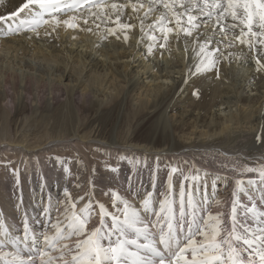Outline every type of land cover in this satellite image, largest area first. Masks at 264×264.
I'll return each mask as SVG.
<instances>
[{"label": "bare ground", "instance_id": "obj_1", "mask_svg": "<svg viewBox=\"0 0 264 264\" xmlns=\"http://www.w3.org/2000/svg\"><path fill=\"white\" fill-rule=\"evenodd\" d=\"M27 2L0 0V20L26 19L27 9H20ZM113 3L125 7L113 10ZM149 3L113 0L54 13L75 28L53 22L55 30L44 25L8 36L0 30V261L19 260L2 235L16 232L24 218L33 227L23 226L16 235L28 246L41 223L50 231L47 237L57 235V225L67 236L73 212L85 223L96 208L89 221L100 219L106 228L113 217L123 226L125 213H136L134 228L148 229L137 236L138 243L157 242L159 235H148L158 232L151 228L153 219L157 223L169 207L181 208L177 184L186 196L183 209L204 208L215 215L230 203L239 221L247 205L255 211L247 213L250 224L264 227V45L253 40L249 48L232 32L225 39L215 17H205L191 36L168 33L165 43L158 20L166 10L155 0L149 11ZM40 194L43 200L35 202ZM197 197L201 203L191 201ZM113 200L125 203L122 213L110 208ZM61 205L60 217L51 223L53 209ZM134 228L127 227L129 238L136 237ZM45 248L50 247L45 243ZM133 253L151 259L147 250ZM40 257L48 264L50 256Z\"/></svg>", "mask_w": 264, "mask_h": 264}, {"label": "snow or ice", "instance_id": "obj_2", "mask_svg": "<svg viewBox=\"0 0 264 264\" xmlns=\"http://www.w3.org/2000/svg\"><path fill=\"white\" fill-rule=\"evenodd\" d=\"M63 2L64 0H28L20 9V12L27 9V19H20V27L27 23L33 32L38 26L44 25L53 27L55 30L53 22L55 26L63 23L69 28L78 27L69 20L60 21L54 15V13L64 11V8L61 7ZM161 3L166 12L159 17L158 30L163 34L165 43L168 39V33L175 32L176 35H179L183 32L186 36H191L193 30L201 26L200 22L205 17L208 19L215 17V23L220 27L225 39L228 32H232L235 40L241 44H247L249 48L254 46L253 40L264 45V0H172L171 3L169 0H161ZM154 4L155 0H150L149 11L153 10ZM76 6L75 2L66 5L70 9ZM93 6L103 7V0ZM124 7L123 4H111V8L117 11H122ZM131 7L134 11L137 10L136 4L131 5ZM139 7H143V4H140ZM46 17L51 19H46ZM108 18H110V14L106 17V19ZM118 20L119 16H117ZM84 22L87 23L86 20ZM169 23H174V28L167 27L166 25ZM121 26L131 27L130 25ZM153 27L155 28L156 25ZM229 46H231V42ZM200 51L204 52V47H201ZM256 62L260 65L259 59ZM262 175H264V170H262ZM240 183L237 181L238 186ZM180 195L181 209H183L184 193ZM149 203L150 199L144 202L145 210H148ZM168 203L167 199L161 203L160 210L162 212L165 211ZM89 208H91V204L86 206L84 212L87 213ZM100 208L103 210V205H100ZM168 210L171 211L170 207ZM222 215V213L218 215L209 213L207 219L201 222L202 226L198 227L194 233H190L183 243L177 241L169 220L168 231L165 232L161 229L158 242L139 244L133 238H117L114 243L105 247L100 243V228H97L87 234V238L78 241L75 250L67 245L57 249L56 243L58 241L73 235L81 236L85 233L84 224L77 222L78 217L73 212L67 225V236L57 225V235L55 237L46 236L44 239L48 247L61 252L59 259L63 261V264H264V229L259 232H252L242 222H239L241 231L238 232L235 207L232 209L230 227H221L223 221L220 218ZM113 220L115 221L113 227L123 236L126 234L125 227H135L138 215L132 213L129 217L126 212L125 220L122 222L124 226H120L121 222L117 217H113ZM157 243L163 246V250L157 247ZM127 245H137V247L145 249L157 257L158 260L146 261L139 253L129 251ZM65 250H67V255L71 256V260L65 259ZM41 264H44L43 260ZM48 264H52L51 258Z\"/></svg>", "mask_w": 264, "mask_h": 264}, {"label": "rangeland", "instance_id": "obj_3", "mask_svg": "<svg viewBox=\"0 0 264 264\" xmlns=\"http://www.w3.org/2000/svg\"><path fill=\"white\" fill-rule=\"evenodd\" d=\"M84 10H87V9H84ZM84 10H80V12L81 11H84ZM20 19H25V18H20V16H15V17H9V18H3V19H1L0 20V30H3V31H5V35H13L14 33H16V32H18V31H28V30H30L31 29V27H30V25L29 24H27V23H25V25H23V27H20V25H19V21H20ZM27 19V18H26ZM204 21H206V19L204 18L203 19V22ZM111 24V23H110ZM129 25V24H128ZM108 27H113L114 25L113 24H111V25H107ZM158 61V60H157ZM162 63H163V65H164V67L166 66L167 67V60H162ZM134 69H136V68H134ZM157 76H158V73L156 74ZM150 79V78H149ZM149 79H147V80H145L146 82H148L149 81ZM186 96V92L184 93V92H181L180 94H179V97L178 98H180V99H183L184 97ZM128 152V151H127ZM195 169H197V170H199V169H202V168H198V166H196L195 167ZM182 174V172H181V169H180V171H179V173H178V175L180 176ZM179 176H177L176 177V179H175V182H176V184L178 183V181H177V179H181V177L179 178ZM162 184V182L160 181V180H157L156 181V183H155V186H160ZM177 186V188L175 187L174 189L176 190H174L175 191V193H176V197H175V201L176 202H179V198H178V194H180V193H183L182 191H180L179 190V187H178V184L176 185ZM145 189V188H144ZM238 189H240L238 186H237V190ZM229 190V189H228ZM158 191L159 192H161L159 189H158ZM224 191H226V190H224ZM51 192H52V190L50 191V193H49V196L51 197ZM162 193V192H161ZM220 194V196H224L225 194H222V192L221 193H218L217 195H219ZM18 195H19V191H18V194L16 195V197H18ZM58 194H55L54 196H53V198H55L56 196H57ZM226 195H227V193H226ZM15 197V198H16ZM43 198H44V196L42 195V194H40L38 197H37V199H36V201L35 202H38L40 199L41 200H43ZM4 199V198H3ZM183 200L185 201V203H186V196L184 195V197H183ZM114 201V200H113ZM191 201H193V202H196V203H201L202 202V197H197V198H193ZM210 201H211V199H210ZM231 201V200H230ZM52 202H53V199H52V197H51V201H50V205L52 204ZM115 202H117V201H114V204L111 202V205H109L110 206V208H113V212H115L116 214H119V213H122L123 211L121 210V209H123V208H126V205H125V203H122V204H118V202L117 203H115ZM74 206H76V207H80V205L78 204V203H76V204H74ZM96 208V207H95ZM229 208H230V203H228V205H227V208H226V205L225 204H223V208H221L220 210H219V214H223L222 216H221V221H223V223L221 224V227H224L226 224H227V213L229 212ZM247 208H248V210H249V212H248V210H247ZM92 208H90V210H91ZM54 211H55V208L53 209ZM111 210V209H110ZM250 210H251V208H249V207H247V205H246V215H248L247 213H250L251 215H252V213H255V212H253V210H252V213L250 212ZM97 211H98V208H96L95 210H94V212H93V210H92V212L91 213H89L88 214V218H86L84 221H85V223L84 222H82L83 224H84V226H85V230L86 229H88V226H87V222L90 220L89 218H90V216L91 217H95V213H97ZM22 212H24V211H22ZM103 212H105L104 214L105 215H107L108 216V212L106 211V209L105 208H103ZM212 212V211H211ZM24 213H26V214H29L30 216H31V218L36 222V221H38L39 219H40V217H38V216H36V217H34L33 215H31L30 213H28V212H24ZM243 213H244V211H243ZM6 214H8V215H13V216H15L13 213H6ZM104 214H102V215H104ZM249 226H250V223H249ZM38 227V229H37V233L38 232H42L43 231V228L45 227L42 223L39 225V226H37ZM254 228H256L257 229V227H253L252 229H254ZM262 229V228H261ZM254 232H256V230L254 229ZM16 234H18V232H14V231H9V232H7L5 235H2L3 237H5L6 239H7V241L9 242V244L11 243V237L12 236H14V235H16ZM75 236V235H74ZM19 240L18 241H14L13 243H18L19 241H24L25 239H21V238H18ZM74 239H76V241H78L79 240V238H77V237H74ZM13 250H14V248H12Z\"/></svg>", "mask_w": 264, "mask_h": 264}]
</instances>
